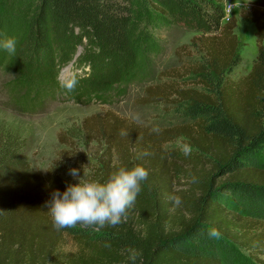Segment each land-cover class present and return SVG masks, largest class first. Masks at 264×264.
Listing matches in <instances>:
<instances>
[{"label": "trees", "instance_id": "1", "mask_svg": "<svg viewBox=\"0 0 264 264\" xmlns=\"http://www.w3.org/2000/svg\"><path fill=\"white\" fill-rule=\"evenodd\" d=\"M241 15L256 26L257 54L250 71L234 79L231 74L243 57L237 18L227 17L225 0H37L30 21L32 46L47 52L59 40L72 49L70 41L79 39L95 55L85 62L90 78L102 66L98 56L109 60L103 68L135 64L155 44L148 25L177 24L196 31L178 50L187 53L185 75L148 86L144 100L171 104L190 120L188 135L197 150L192 159H207L212 167L189 174L174 227L160 144L165 134L143 129L139 135L134 131L139 125L110 112L90 117L85 127L104 140L105 148L86 178L103 180L133 163L146 167L149 177L126 223L93 234L80 227L58 232L46 201L53 190L63 192L69 184L63 179L68 164L59 156L46 173L35 169L22 156L23 128L0 119V264H49L66 235L81 246L80 264H121L129 249L140 253L136 264H264V0ZM187 75L190 83L183 80ZM91 82L89 91L97 88ZM73 93L69 97L76 102L114 104L102 95L78 97L86 94L84 89ZM144 151L152 155L138 159ZM209 227L218 228L222 238L209 239Z\"/></svg>", "mask_w": 264, "mask_h": 264}, {"label": "rangeland", "instance_id": "2", "mask_svg": "<svg viewBox=\"0 0 264 264\" xmlns=\"http://www.w3.org/2000/svg\"><path fill=\"white\" fill-rule=\"evenodd\" d=\"M259 1L225 0L227 17L237 18L235 31L243 57L242 63L231 74L234 79L250 71L257 54L256 26L249 18L243 17L241 11ZM36 3L37 0H0V33L17 40L14 55L0 49V119L23 128L21 143L25 161L46 173L48 167L61 156L60 163H67L69 168L81 171L84 166V171L93 175L99 166L98 156L105 146L104 140L90 135L85 121L110 112L111 117L114 114L126 119L128 125H139L134 130L139 135L143 129L151 131L153 127H159L162 130L166 138L160 144L167 158L163 170L172 194L180 195L189 188V174L194 168L212 167L207 159L204 163H194L192 159L197 150L188 135L192 130L190 120L184 119L171 104L147 103L144 100L148 86L169 81V75L179 78L185 75L182 72H185L183 61L187 53L184 50L178 53V50L191 42L196 31L177 24L148 25L150 35L156 39L155 44L149 45L151 48L141 53L135 64L120 63L119 67L111 65L103 68L109 60L106 55L98 56V63L102 66L97 65V71L90 78L86 75L90 74L91 68L85 62L95 55L87 52L90 49L84 48L79 39L70 41L72 49L71 44H60L59 40L47 52H40L32 46L30 21ZM73 77L79 81L75 92L86 91L85 95L78 97L90 99L92 95H102L112 99L114 104L93 100L85 104L71 100L70 97L75 94L66 92L61 83ZM190 79L191 76L187 75L183 80L190 83ZM91 80V85L97 88L89 91L86 86ZM136 114H139L138 120L134 118ZM181 143L192 146L190 156L185 157L181 153L178 147ZM71 153H74L73 158H69ZM63 179L69 184L78 182L69 174H64ZM181 212L172 202V226L180 221ZM87 231L93 234L92 229ZM80 254L81 246L76 238L66 235L49 264H80ZM123 255L126 260L121 264H133L129 253L123 252Z\"/></svg>", "mask_w": 264, "mask_h": 264}, {"label": "clouds", "instance_id": "3", "mask_svg": "<svg viewBox=\"0 0 264 264\" xmlns=\"http://www.w3.org/2000/svg\"><path fill=\"white\" fill-rule=\"evenodd\" d=\"M16 45L15 37L0 33V49L14 55ZM78 83L79 81L73 77L63 81L61 87L71 93L75 91ZM134 118L138 120L139 114ZM151 131L159 134L162 130L153 127ZM120 135L128 136V132L121 130ZM178 147L185 157L193 152L189 143H181ZM148 155L152 153L144 151L137 158ZM68 174L78 182L67 184L63 192L59 189L53 190L51 199L46 201L52 227L58 232L77 227L99 231L106 226L116 227L126 223L129 209L134 207L149 177L148 169L137 163H133L131 167L120 166L103 180L86 178L89 174L84 171V166L82 176L81 170L77 168H70ZM192 181L196 182L195 176L192 177ZM168 198L175 207H180L183 203L179 195L171 194ZM206 235L214 240L222 238L221 231L216 227H209ZM105 247L110 245L106 244ZM139 255L137 250L129 249V259L133 264Z\"/></svg>", "mask_w": 264, "mask_h": 264}]
</instances>
